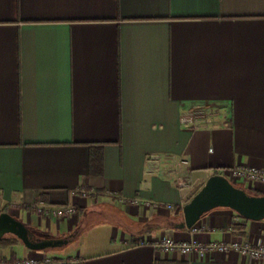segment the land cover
I'll list each match as a JSON object with an SVG mask.
<instances>
[{
	"label": "crops",
	"instance_id": "crops-1",
	"mask_svg": "<svg viewBox=\"0 0 264 264\" xmlns=\"http://www.w3.org/2000/svg\"><path fill=\"white\" fill-rule=\"evenodd\" d=\"M192 108L207 116L190 131L179 116ZM240 164L264 169V0H0V213L32 238L66 240L30 250L6 233L0 260L255 264L234 250L155 246L162 236L264 245V219L227 207L197 230L173 228L213 174L264 195L227 176ZM178 175L191 187L178 190ZM81 188L96 195L72 194ZM39 201L74 213L39 214Z\"/></svg>",
	"mask_w": 264,
	"mask_h": 264
},
{
	"label": "built area",
	"instance_id": "built-area-1",
	"mask_svg": "<svg viewBox=\"0 0 264 264\" xmlns=\"http://www.w3.org/2000/svg\"><path fill=\"white\" fill-rule=\"evenodd\" d=\"M207 112L202 108H192L188 111L182 112L179 116V122L188 130L192 131L199 125L205 123ZM227 176L232 180H243L249 184L257 183L264 185V169L259 167H254L250 165H236L227 171ZM175 184L178 190L188 189L191 187V183L185 177L178 175L175 179ZM72 194H79L82 197H94L96 192L94 190H87L84 188L73 191ZM106 195H113L109 191L104 192ZM121 200L124 202H129L134 205H138L141 202L150 206L152 203L146 200H140L139 198H125L120 196ZM155 204V203H153ZM158 205V204H155ZM160 205V204H159ZM167 208L173 207L171 204H166ZM37 213L43 214L45 216L53 217H68L74 213V207L70 204L66 205H51L46 204L43 201H39L35 207ZM193 230H197L194 225L191 227ZM155 246L167 249L171 251H177L180 254H196L200 258H207L210 254L214 252L226 253L228 251H237L244 257L249 258L255 264L264 263V245L263 244H252L248 241H210L207 243H202L198 241H175L169 239L166 236H162L155 241ZM63 261L56 257H50L47 255H32L29 257H24L21 259H16L13 261H3L0 260V264H60ZM75 264H82L81 261H75Z\"/></svg>",
	"mask_w": 264,
	"mask_h": 264
},
{
	"label": "water",
	"instance_id": "water-1",
	"mask_svg": "<svg viewBox=\"0 0 264 264\" xmlns=\"http://www.w3.org/2000/svg\"><path fill=\"white\" fill-rule=\"evenodd\" d=\"M216 207H227L249 220L264 219V195H252L235 186L226 176L213 174L182 206V220L173 228H191L199 218ZM11 233L30 250H43L66 240L35 239L23 222L7 212L0 213V236Z\"/></svg>",
	"mask_w": 264,
	"mask_h": 264
},
{
	"label": "rangeland",
	"instance_id": "rangeland-1",
	"mask_svg": "<svg viewBox=\"0 0 264 264\" xmlns=\"http://www.w3.org/2000/svg\"><path fill=\"white\" fill-rule=\"evenodd\" d=\"M235 185H237V186H238V185H240V184H239V183H237V184L235 183Z\"/></svg>",
	"mask_w": 264,
	"mask_h": 264
},
{
	"label": "trees",
	"instance_id": "trees-1",
	"mask_svg": "<svg viewBox=\"0 0 264 264\" xmlns=\"http://www.w3.org/2000/svg\"><path fill=\"white\" fill-rule=\"evenodd\" d=\"M236 186V185H235ZM249 194H252V193H249ZM253 195V194H252Z\"/></svg>",
	"mask_w": 264,
	"mask_h": 264
}]
</instances>
